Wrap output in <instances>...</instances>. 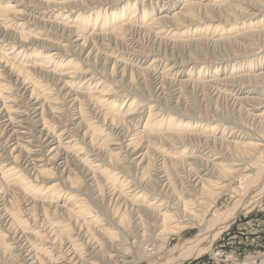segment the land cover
<instances>
[{"label":"bare ground","instance_id":"bare-ground-1","mask_svg":"<svg viewBox=\"0 0 264 264\" xmlns=\"http://www.w3.org/2000/svg\"><path fill=\"white\" fill-rule=\"evenodd\" d=\"M45 1L54 3L51 4L53 7L49 3L43 6ZM174 1H164L158 14L144 7L146 0H142L141 5L134 0L131 7L130 0L63 3L37 0L34 5L25 0H4L0 4V243L6 249L9 245L7 238H10L12 248L23 254L24 257L18 258L16 264H102L104 257L111 258L114 251L120 250L130 237L131 232L126 231L134 223L143 225L145 230L151 226L155 230L162 228L157 232L162 236L178 234L195 224L199 227V235L178 247L177 253L182 254L162 263L178 264L184 256H196L209 250L213 241L239 213L262 202L264 0H179L181 7L171 13ZM52 17L61 22L50 21ZM54 23L57 41L40 39L35 35L37 30L44 31L41 24ZM99 24L108 27L103 31ZM31 26L34 27L33 32L25 30ZM88 27L91 30L87 32ZM142 36H151L172 46L179 42L209 44L231 53L220 59V52L219 59L205 58L204 62L192 59L190 55V59H183L177 66L167 64L158 69V55L142 48L139 41ZM129 41L132 45L127 51L111 46L112 43ZM7 46H10L9 52L18 50V55L26 54L25 62L27 58L36 57L43 58V61L36 60L29 66L23 58L20 62L9 61L10 58L6 57L9 52L4 50ZM237 48L252 49V55L247 52L240 55ZM148 56H152L151 61L144 65L142 59ZM251 56L252 63L238 64L239 60ZM112 58L111 72L114 75L122 67L121 78L128 68L131 74H155L159 82L168 80L170 85L175 81L173 84L180 86L199 85L204 90L209 87L218 97L228 90L232 101L242 109L241 115L250 120L248 123L252 126L241 124L238 119L210 121L174 112H168L170 117H161L155 115L153 109L138 126L139 121L136 123L134 120L139 118L143 104L148 105V101L144 102L132 93L125 94L128 95L125 100L127 109L122 112L116 93L120 85L96 70L100 64L104 68ZM185 65H189L187 77L175 75L178 68ZM45 68L47 70H43ZM56 68L62 70L59 74L63 77H55L59 84L62 83L56 86L57 90L51 89L47 76L45 79L37 76L38 71L51 74L57 71ZM206 71L211 74H205ZM228 71L234 74H228ZM88 74L91 76L84 79ZM67 105L69 110L76 109V113L65 122L48 120L45 115L47 106L60 117ZM93 106H106L108 110L96 116ZM90 113L92 117H89ZM130 120L135 125L133 130L126 132L123 140L115 138V132V137L110 133L119 128L121 122ZM80 124L86 126L81 138L73 131L78 132ZM101 144L107 146L108 160L95 150ZM129 148L131 151L127 150ZM142 148L144 151L136 158L137 166L142 170L141 179L153 171L157 182L171 186L170 190L176 193V201L171 200V195L166 196L167 192L162 196V191L161 195L150 197L142 184L131 183L135 177L127 178L126 172H116L110 163L118 161L117 154L124 149L130 158ZM70 160L85 167L89 181L100 176L105 178L107 183L99 191L107 193L114 209H120L121 223L125 216L128 217L124 227L120 226L119 220L109 217L107 209L102 206L104 203L97 199H91L92 204L89 203L86 193L80 190L81 185L74 183L75 172L70 169ZM184 163V167H189L186 171L181 170L184 175L177 187L171 181L169 170L174 171L173 167ZM246 168L251 170L252 177L248 179L244 195L222 211L209 227L203 228L197 220L208 211L210 199L225 191L233 178ZM85 173L82 176L85 177ZM113 177L118 178L115 183L110 181ZM120 180L124 183L119 184ZM117 186L119 189L115 190ZM7 193H11L8 195L11 197H15L14 194L24 196L23 202L7 200ZM120 201H123V206ZM36 209H40V216L33 215ZM133 212L137 217L133 218ZM143 233L145 231L141 236Z\"/></svg>","mask_w":264,"mask_h":264},{"label":"rangeland","instance_id":"rangeland-1","mask_svg":"<svg viewBox=\"0 0 264 264\" xmlns=\"http://www.w3.org/2000/svg\"><path fill=\"white\" fill-rule=\"evenodd\" d=\"M3 1L4 0H0V4L3 3ZM25 1L29 5H34L37 3V0H25ZM68 1H75V0H57V2H61V3L68 2ZM139 1H140V4H139ZM164 1L167 2V0H146V3H144V7H146V9H148L150 11L157 13L159 11V8L163 5ZM45 2L46 3L43 6H47V3H49L50 6H52L51 4H54L51 2H47V1H45ZM133 2H134V0H130V7L133 4ZM141 3H142V0H138V5H141ZM180 7H181L180 1L175 0L174 2L171 3L170 12L172 13L175 10H179ZM30 14L38 16L37 13L31 12ZM128 16H130V15L128 14ZM53 18L54 17L49 18V20L54 21L55 23L61 22L60 19H55V18L53 19ZM55 23L54 24H47L45 26L43 24H41L40 28L42 27L41 29L42 30L44 29V31L42 32L41 30H37V32H35V35L40 39H45V40L46 39H50V40L54 39V41H57V39L55 38L56 36L54 34L56 32V30H55V32H53L55 29ZM106 27H108V26L99 24V28H102L103 31H104V28H106ZM33 28L34 27L31 26V28H28L25 30H28L29 32H33L34 31ZM56 29H57V27H56ZM17 30H19V28H17ZM86 30L88 32L91 30V28L88 27ZM47 31L48 32L51 31L52 33L49 32V34H47L46 33ZM86 35H87V33H86ZM51 36H52V38H49ZM150 37L142 36V37H140L139 41H140V43L142 42L141 44L144 46V47L142 46V48H144L145 50L147 49L146 51H150L149 53L158 55V58H159V64L157 65L158 69L164 68L167 64L177 66L180 64L181 61L188 60L192 56H193L192 59L197 58L198 61L204 62V61H206L205 58H207L208 60H216V59H219L220 56H221L220 59L221 58H227V56L230 55V53H231V51L229 52L227 49H221V48H217V47L214 48V46H210L209 44H207V46H206V44H205V46H202V44H196L195 45V43L186 44L184 42H179L176 45H174L175 46L174 47V46H172V44H169V43L166 44V43H163L162 41H156L155 39H153L152 37L150 38ZM29 41H31V40H29ZM152 41H153V43H152ZM131 45H132V43L129 41V42H124L123 44L120 42H117V44L112 43L111 46L116 47L117 49H120L123 51H127V50H129L128 48H130ZM161 45H163V46H161ZM168 45H169V47H167ZM195 46H196V49H195ZM201 47H202V49H201ZM251 47H252V45H251ZM193 48H194V50H193ZM191 49H192V51H191ZM4 50H5V53L9 52L11 50L10 46H7ZM236 50H238L237 52L240 55H245L246 52L249 53L250 55H252L251 54L252 49L250 51L243 49L245 52H243L242 48L241 49L237 48ZM17 51L18 50H13L12 52H9L6 55L7 58H10L9 61L20 62V60L23 58V62L25 64H27L28 66L36 60H37L36 62H39V61L42 62L43 61L42 60L43 58L36 57V59H33V58L28 59L27 58L26 62H25L24 56L26 54L21 55V53H19V55H18ZM199 51H201V53ZM213 51H215V52H213ZM223 51H226V52L224 53ZM220 52L223 56L220 55ZM226 53H227V55H226ZM83 55L85 56L86 52H84ZM190 55H192V56H190ZM151 58H152V56H148L147 58H143L142 61H143L144 65L150 63ZM169 58L172 60H170ZM178 60H179V62H178ZM247 61L252 63V56L246 60H244V59L239 60L238 64L243 65ZM113 64H114V60L112 58L107 62V64L105 65L104 68L100 64V66L98 65L99 67L98 66L96 67V70L98 72H103V76H105L106 78H108L109 80H111L113 82L114 81L117 82L118 84L117 83L116 84L118 86L120 85L119 87L116 88V90L118 91L116 93H118V95H119L118 96L119 101L117 104L120 107L122 105V112H123V110L127 109L125 100H126V97L128 98V95H125V94L132 93L134 96H137V98H139L140 100H142V101L145 100L144 102H146V100L148 101V105H145V103L143 104L144 106H142V108L139 112V118L137 117L134 120V122H136V123H137V121H139L137 123L138 126H139V124L140 125L143 124V122L145 121V118L149 114L148 112H150L151 109H153V113L155 115H159L161 117L162 116L170 117V114L168 112H174V113H179V114H184V115L190 114L192 116L193 115L199 116L204 120H210V121L211 120H214V121L218 120V121L223 122L224 120L236 121V119H238L237 122H242L241 124L252 126L250 124V122L248 123V121H250V120L246 119V117L244 115H241V114H243L242 109L238 107L239 106L238 104H236L234 101H232V98L230 97L231 94L228 90H225L223 95H219V97H218V96L213 95V92L209 87H205V90H206L205 91L204 88L199 86V85L180 86V85H177L176 83L173 84L175 81L172 82L173 85L172 84L170 85L171 81H168V80H163V81L159 82L160 80L155 74H150V75L146 74V73L138 74L136 72H133L131 74L132 71H131V69H128V68H127L126 74L123 76V78H121L120 75L122 73H121L120 68H122V67H120L118 71L114 72V75H113L111 72ZM188 68H189V65H185L181 69L178 68L179 71L176 72L175 75H179V76H182V78H186L187 77L186 73H188V71H189ZM43 70H47V69L45 68ZM56 70H57L56 72L52 71L51 74L47 73L45 71H38L37 72V76L40 77L41 79H45V77L47 76V79L49 80L48 83L50 84L49 86H51V89L54 88L55 90H57L56 86L62 85V83L59 84V82L57 81V79L55 77H57L59 75V77L63 78L62 75L59 74L62 72V70L57 69V68H56ZM242 70H244V69H242ZM229 73L234 74L233 72L228 71V74ZM205 74L209 75V74H211V72L206 71ZM90 76H91V74H88V75L84 76V79L88 78ZM155 78L156 79L158 78V79L156 80ZM98 81H99V79L97 80V82ZM83 83H85V82H83ZM160 83H161V85H160ZM207 89H208V91H207ZM96 90H99V89H96ZM120 91H122L124 93H121ZM207 92H208V94H207ZM226 97L229 101L226 99ZM229 98L231 99V102H230ZM94 106L92 107V109H93L92 111H94V113H96V116H97V114H98V116H100L101 114H104V111L108 110V109H106V106H101V108H99L97 106L94 108ZM68 108H70L68 105L65 106V108H64L65 110L63 109V111H65V112L61 111V113L63 112L62 115H59L60 117H57L56 115H54L51 112V108L49 106H47L45 108V115L48 118V120L53 119L54 121L61 120V121L65 122L66 121L65 119L70 118L71 114L76 113L75 112L76 109L75 110H73V109L69 110ZM236 110H237V112H236ZM98 112H100V114ZM235 112H236V114H235ZM125 113L126 112H124L123 115ZM239 116H242V117H239ZM89 117H92L91 113H90ZM125 117H127V116L125 115ZM134 122H133V120H130L128 122L123 121L120 123V125H118V127L120 126L119 128H117L116 130H112L110 133L113 134L114 137H115V133H116V135L118 137L116 136L115 138H117L118 140L120 138V141H121L124 139L125 134H127L126 132H130L131 130H133L132 128L135 125ZM94 125L97 126V123H94ZM71 127H73V126H71ZM120 128H121V130H120ZM85 129H86V126H84L83 124H80L79 131L78 132H76L75 130H73V131L76 133V135L79 138H81L82 133L85 131ZM121 132H123V133L125 132V133L121 134ZM106 140L107 139L104 138L105 142H107ZM107 143L109 144V142H107ZM108 147L110 148V145ZM95 150H96V152L99 153V155L106 157V160H108L109 156L107 155V151H106L107 146L105 144L99 145L98 148ZM127 150L131 151V148H129ZM127 150L124 149L120 153L117 154L118 161H110L112 166L115 168V171L118 173L121 172V174H122V172H126L127 178L135 177V179L131 183H134L136 185L142 184V186L145 187L144 189L146 190V192L148 194H150V197H153V195H156V194L161 195L160 192L162 191V196L163 195L165 196V193L167 192L166 196L171 195L170 196L171 200L174 199L176 201V198H177L175 196L176 193L174 192V190L173 191L170 190V189H172L171 186L168 185L166 182H163V183L157 182V180L154 178L155 176H154L153 171H151L149 173L150 175L147 176L148 178L146 177L147 179L146 178L141 179L142 170H140L139 166H137V160L138 159H136V158H137L138 154H140L141 152L144 151V148H142V150H138V152L132 154L130 156V158H128V156H126V154L128 153ZM149 157L151 158L152 154L149 153ZM184 166H186L185 163L182 164V166L179 165L177 168L173 167L174 171L172 169L169 170L170 175L172 177L171 181L174 182V184L177 187L180 185V184H178L180 177L182 175H184V173L181 172V170L186 171V170H188L187 167H189V166H187V167H184ZM61 168H60V170H61ZM179 168H181V169H179ZM70 169L73 171V173L75 172V174L73 175L74 176V179H73L74 183L77 182L79 185H81L80 190H82L83 192L86 193L85 196L88 199L89 203L92 204L91 199H97V201H99V202L101 201L100 203H102V204L104 203V205H102V206L104 209H107L106 213H108L109 217H111L115 220H119L120 226L124 227V225L128 221V217L125 216L122 220V223H121L120 217L118 216L120 209L118 211L116 210V207L114 209L113 205L111 204L112 202L108 201L107 193H101L99 191L100 187L105 185V182L107 183L105 178L100 176V178H97L94 181H91L93 179H90V181H89L88 178L90 176L86 177L85 167L81 163H77V161H71L70 162ZM179 170H180V172H179ZM84 173H85V177L82 176V175H84ZM162 175L163 174L161 173L160 177ZM250 177H252V172L250 169L246 168L239 176H237L236 178H233L234 180L231 181L232 184L225 191H222L220 193V195H218L217 197L210 199L209 205H208V208H209L208 211L205 212L206 214L204 213V215L201 216L202 219H200L198 217L199 220H197V222H200L202 224L203 228L209 227L213 223L214 219L220 213H222V211L223 212L226 211V209H228L230 206L233 205V203L236 201V199H239L244 195L245 189H246L247 185H249L248 179ZM117 180H118V178H116V177L115 178L113 177L110 179V181L112 183L113 182L115 183ZM118 182H119V184L124 183L123 180H120ZM125 182H129V181L125 180ZM47 183H50V182H47ZM47 183H45V184H47ZM144 183L146 186L144 185ZM166 185H167V187H166ZM114 189L118 190L119 186H117V188H114ZM167 190H169V191H167ZM150 192H152V193H150ZM5 195L8 196V195H12V194L7 193ZM14 196L15 197L8 196L6 198H7V200L15 199V200H18L20 203L23 202L24 196H18L16 194H14ZM102 200H103V202H102ZM123 204H124L123 201H120V205L123 206ZM39 210L36 209L35 213L33 215H35V216L39 215L40 216L41 214H38ZM127 214H128V216L130 215L129 213H127ZM133 214H135V213L133 212ZM135 215L133 216V218L137 217V214H135ZM143 218L145 219L146 217H143ZM146 220L150 221V219H146ZM140 226L142 227L143 225L134 223L132 225L131 229L126 231V233L131 232L130 237L128 239H126L125 242H123V245L120 248V250L114 251L113 252L114 256L111 258H108V257L105 258L104 257V261L102 264H110V262H111V264H159V263L162 264L165 261L167 262L169 260H172V258H175L176 255L182 254L180 252H179V254L177 253V251H179L178 247H180V245H182L188 239L195 238L199 235V227L195 224L191 228H188V229H186V230H184L178 234H165L163 236L157 235V232L161 231L162 228H158V230H155V229H152L153 227L151 226L152 228L147 227V228H149V230L148 229L145 230L146 229L145 227L141 228ZM139 229H141L142 231ZM143 231H145L146 235L148 234L147 235L148 237L145 235V233H143L141 236V233ZM3 232H5V231L3 230ZM134 234H136V235H134ZM7 240H8L7 243H9V245L7 246L8 248L6 247V249H4V247L1 246V243H0V261L2 262V264H16L17 259L22 258L24 256L22 253H20L16 249L12 248L13 244H12L10 238H7ZM142 240L145 242H142ZM107 247L105 248L106 251H108ZM176 259L178 260L179 258H176ZM171 262H175V261H171ZM178 264H264V198H263L262 202L260 204H258L257 206H255L254 208H251L250 210H248L246 212L239 213L236 216L235 220L228 227H226L218 235V237L213 241L209 250L202 251L199 254H197L196 256H188V257L184 256V260L183 261L181 260Z\"/></svg>","mask_w":264,"mask_h":264}]
</instances>
